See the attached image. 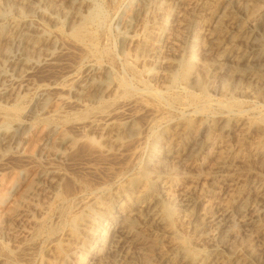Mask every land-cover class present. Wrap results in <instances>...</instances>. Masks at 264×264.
<instances>
[{
    "label": "rangeland",
    "instance_id": "1",
    "mask_svg": "<svg viewBox=\"0 0 264 264\" xmlns=\"http://www.w3.org/2000/svg\"><path fill=\"white\" fill-rule=\"evenodd\" d=\"M78 1L83 5L76 30L70 28L69 19L63 15L51 17L47 8L36 13L14 2H0V71L10 75L13 70L12 63L2 58L3 52L17 54L5 38L13 25L31 23L40 41L47 36L58 44L52 46L50 58L43 61L22 43V50L35 64L26 81L14 85L11 98L0 99V133L22 121L18 143L9 147L12 150L0 149V264H88L87 252L99 249L100 243L112 236L111 228L127 219L135 199L143 196L151 180H156V188L161 185L159 180L170 182L162 188L174 195L188 189L195 197L203 196L198 208L213 209L217 201L228 204L232 197V191H223L220 176L209 178L216 159L222 158L226 164L222 174L229 175L238 193H253L249 185L264 177V157L259 156L264 149V89L260 87L255 97L240 96L234 89L238 81L234 69L223 73L209 87L206 81L213 66L210 55L204 57L200 47L206 43L212 16L222 10L236 15L231 33L222 36L223 52L237 47L245 50L247 45H241L240 38L253 31L264 47V25H259L264 0H256L248 7L237 0H198L201 10L194 15L188 13L182 29L176 26L178 7L166 12L163 23L153 10L155 13H146L139 21L128 40L123 38L122 25L135 0ZM160 1H154L159 2L156 6L162 4ZM196 30L201 36L192 48L189 35ZM187 60L193 66L184 82L177 64ZM263 63L252 65L250 73L264 79ZM90 68L103 70L96 79L106 81L107 77L103 82L110 89L98 92L96 101L86 102L76 97L73 89ZM169 71L176 72L174 82H167ZM90 93L92 97L95 94ZM130 118L135 131L118 132V126ZM234 122L238 127L228 131ZM204 123L205 137L200 134ZM115 132L118 142L113 141ZM62 134L68 138L59 147L60 156H54L51 149ZM182 134L184 138L180 139ZM194 136L202 137L197 140L201 145L197 142L191 151L194 154L189 155L191 165L170 160L166 163L169 167L163 168V177H154L158 167L147 162L150 156L160 155L163 146L172 141L182 150V145ZM40 173L45 174L44 180L33 186L32 196L23 199ZM135 180L138 182L129 187ZM16 209L22 211L20 215L11 216ZM168 220L178 223L172 214ZM262 225L260 220L258 227ZM185 234L186 239H192L193 235ZM259 239L253 243L257 245ZM238 247L236 257L222 264L240 263L245 246Z\"/></svg>",
    "mask_w": 264,
    "mask_h": 264
},
{
    "label": "bare ground",
    "instance_id": "2",
    "mask_svg": "<svg viewBox=\"0 0 264 264\" xmlns=\"http://www.w3.org/2000/svg\"><path fill=\"white\" fill-rule=\"evenodd\" d=\"M1 1L2 3L3 2L17 3L22 8L32 9V11L36 13L41 12L42 9L47 8L51 14V17L52 15L55 14H61L64 17L68 18L71 23V25H69L70 28L74 30L77 29V27L75 26L76 24L79 23L78 21L82 16L81 9L83 4L78 0H0V2ZM154 1L155 0L134 1V5L132 6L131 9V14L128 16L127 19H125L122 25L123 33H124L123 38L125 40H128L131 37H133L134 32L136 31V26L138 25L139 21H141L144 18V16L146 17V13L148 12H152L153 10H155V12L157 13L156 14L157 20L161 19L160 22L163 23V21L165 20L164 16L166 12L178 7L179 8L178 9L179 11H177L178 19L176 17L175 18H176V26L179 29L186 22L185 21L186 18L184 19V17H186L188 13L193 14L194 12H198L202 8V7L200 8V4L198 0H163L162 4L159 7L156 6V4H158L159 2L155 3ZM237 1L238 3L240 2V5L248 7V5H250L256 0H237ZM154 6L158 8L155 7L156 8L155 9ZM237 12H240L239 8ZM162 18L164 19L162 20ZM235 18L236 15L234 13L227 11L225 12V10H222L221 12L219 11L216 14H214L207 28V35H206L207 40L204 39L206 43L205 44L202 43L201 45L199 44L200 47L203 48L204 57L206 55H210L209 59H211L212 62L211 65L213 66L212 68L213 73L211 72L212 74L208 76V79L206 78L207 79L206 82L208 83L209 87H213L216 84V82L219 79H221L223 73H225L230 69H234L235 77L238 79V81H240L241 79H245V81L243 80L244 82L237 81V83L234 85L235 91L238 94H240V96L242 97H255V94L257 90L260 89V87L264 89V79L260 76H257L256 74L253 75L250 73V67L252 65L255 64L258 65L259 62L262 63L264 62V47L258 41L259 39L257 38L256 33L253 31L252 34L250 35L244 34L240 38L243 40V43H241V45L243 46L247 45L245 50H241L242 48L239 45L238 46L241 49L237 47V49L228 50L227 52H223L221 50L222 46H224V41L222 39L223 38L222 36H224L225 33L227 34V32L231 33L230 31L233 28ZM83 20H81V23ZM259 23L260 26L264 25V13L261 15ZM30 24L22 23L20 25H13L9 29V31L5 34V38L7 39V41L10 42V44L12 45L13 49L17 52V54L14 53L8 54L3 52L4 53L3 57L1 56L3 58V61H5L6 63L9 64L12 63L11 68H13V70H11L13 74L11 73L10 75L5 74L4 72H2V70L0 71V99H2L1 101H3V99L6 98L10 99L13 96L14 89H16V86L14 87V85L17 84V82L26 81L27 77L30 75V69H32V67L35 64V62L32 61V59H30L29 53L27 51L22 50L21 48L22 43L27 44V46L30 47L29 50H31L32 53H38L39 57L43 61H47L52 55V50H51L52 46L53 47L58 46L57 41L52 42L51 38L47 36L43 37L42 40L44 42L43 44H41L42 40L40 41V39L37 38V33H36L37 30L35 31L34 27ZM200 30L191 32L189 35V41L192 48L198 45L197 40L199 39V35L201 34ZM202 31L205 32V30L203 29ZM206 58L208 59V57ZM177 65L181 68L179 76L184 82H186L188 75L190 74L191 68L193 66L192 61L187 60ZM102 72L103 70L101 69L90 68L89 71L86 72L85 77L83 79L78 80L77 84L74 86L75 88L73 90L77 95L76 97H78L81 100L83 99L86 102H92L97 94L99 95L100 92L104 93L105 91H107V89H110L108 87L109 85L103 82L105 80L102 81L101 78L100 80L96 79V77L102 74ZM174 73L175 74H173L171 71L166 73L167 82H174L173 79L176 78L175 76L176 72L174 71ZM204 73H205L204 75H206V71ZM196 76L197 75H195V77ZM107 80L108 79L106 77L105 82H107ZM195 84H197V82ZM199 85L202 88V85L201 84ZM90 92L95 93V94L93 93L94 94L93 97L90 96L92 94ZM15 95H17V93ZM11 122L13 121L11 120ZM21 123L22 121H19L18 125L10 131H1L0 149L7 148L8 150H12L9 149V147H12L14 144L18 143L17 142L18 140L16 141V137L21 131L19 130V126ZM206 125L207 124L202 125V127L200 126L201 127L200 134H203V132L206 131V127H207ZM220 125H222V123ZM237 127L238 124L236 123L235 125L229 127L227 130L230 132L233 130L235 131ZM263 127L264 126H262L261 128L264 129ZM261 128L260 131L263 132ZM118 129H119L118 132L123 131L125 133H130V134L133 133L135 131L133 120L131 118L128 119L123 124H120L118 126ZM220 130L222 129L220 128ZM183 134L180 139L184 138ZM66 136L63 134L62 136H59L58 143L56 142L57 143L56 147L54 148L52 147L51 152L54 156H60L59 147L62 146L67 140L68 137L66 138ZM199 138L195 137L193 138V140H190L186 143H184L183 140L182 142L184 143V145L182 146H185V148L182 150H178L179 147L178 148L175 147L176 142L174 144V141H172L173 144L172 143L171 144L168 143L165 145L163 144L164 146L160 151L161 153L158 152L160 155L152 154L153 156H150L151 158L149 159V161H147L154 163L158 167L157 171L154 173V177H161L163 175L162 172L164 170L163 168L165 166L169 167V165H166V163L170 160H176V162H178L176 164L178 165L183 164L182 166L191 165V162L189 160V155L194 154V153L191 154V151L195 150L194 145L197 142L198 143L200 142L197 141ZM118 140H119V135L118 133L116 134L115 132L113 136V141L118 142ZM199 145L201 144L199 143ZM259 156L264 157V149H262ZM221 159H219L220 161L216 159L214 165H212L211 169L209 170L208 175L209 178H212V176H220L224 184L223 191H227V192L232 191L231 194L232 197L228 204H222L220 201H217L215 208L201 209L198 208V203L200 202L201 197L203 196L195 197L188 189H185L183 192L179 193L178 195H174L170 193L168 190L162 188V186H166L170 182L168 183L166 181L159 180V183L161 182V185L160 187L156 188L153 185V183L156 180H151L149 181L147 190L144 191L145 193L144 194L142 193L143 196L138 200L137 198L135 199L136 201L133 203L127 219H124L121 222L119 221L111 228L110 232L112 233V236L109 239H105L103 242H101L100 244H102V247L100 246L99 249L92 252H87L89 254L88 264H222L224 260H227L232 256H235L234 254H236V251L239 248L238 246L240 244L242 246H245V249H243V254H242L243 256L242 257L240 256L241 260L239 264H264V177H262V179L259 178L257 182L253 184L251 183L249 185L248 189H250V191H253V193H248V194L245 193L242 194L240 192L238 193L234 191V187L231 182V179L229 178V175L222 174L223 171H225L226 164L223 163V161L221 162ZM173 165L175 166V163ZM146 175L144 176L147 177ZM164 175L167 174L165 173ZM149 176L150 175H148V177ZM44 178H45V174L40 173L37 179H35L36 181L33 183V185H31V187H28L26 189L25 195L22 198L25 199L26 197L31 195V191L34 189V187H37L38 184H40L44 180ZM137 182H138L137 180L133 181L129 187H131L133 183H137ZM107 205H104V208H108ZM20 212L16 209L12 212L11 216L20 215ZM170 214L176 216L178 222L177 225H174L176 223L174 224L169 223L168 217ZM260 220L263 221V225H262L263 227L260 226L262 228L258 227V222H260ZM172 221H175V218L174 220L172 219ZM111 223L113 224V222H110V224ZM89 231L91 232V229ZM185 233L189 235H193L191 237L192 239L190 238V236L188 238L191 240L186 239L187 237L184 236L186 235ZM252 237H257L258 239L261 238L259 239V243H257V245L253 243L254 241H256L257 238H255V240H252Z\"/></svg>",
    "mask_w": 264,
    "mask_h": 264
}]
</instances>
